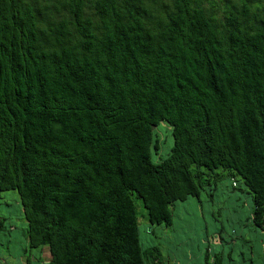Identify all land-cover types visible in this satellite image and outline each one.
Segmentation results:
<instances>
[{"label": "trees", "instance_id": "obj_1", "mask_svg": "<svg viewBox=\"0 0 264 264\" xmlns=\"http://www.w3.org/2000/svg\"><path fill=\"white\" fill-rule=\"evenodd\" d=\"M224 176L264 230V0H0V192L24 251L180 264L157 231Z\"/></svg>", "mask_w": 264, "mask_h": 264}, {"label": "rangeland", "instance_id": "obj_2", "mask_svg": "<svg viewBox=\"0 0 264 264\" xmlns=\"http://www.w3.org/2000/svg\"><path fill=\"white\" fill-rule=\"evenodd\" d=\"M156 129L159 138L165 140L159 154L166 156L172 144L171 130L167 123H161ZM230 183L224 176L211 195L202 192V203L190 198L175 204L174 224L157 231L164 254L172 249L180 264H204V251L208 247L210 264L214 253L222 256V264H264V252L259 246L264 240V230L253 227L247 219L250 196L237 187L231 188ZM238 185L241 186L240 181ZM137 211L140 228L144 230L148 222L145 210L139 204ZM3 216L14 228L0 230V264H19L30 254L39 257L38 264H48L40 249H23L25 221L14 190L0 192V217ZM47 253L48 249L44 251Z\"/></svg>", "mask_w": 264, "mask_h": 264}, {"label": "crops", "instance_id": "obj_3", "mask_svg": "<svg viewBox=\"0 0 264 264\" xmlns=\"http://www.w3.org/2000/svg\"><path fill=\"white\" fill-rule=\"evenodd\" d=\"M46 249H47V247L41 248L42 256L44 257V259L49 260V258H50L49 253L44 254V251ZM25 258L29 259V262H27L26 259H25V260H23V262H19V264H27V263H29V264H38L39 263L38 261L40 260L39 257H37L34 254L27 255Z\"/></svg>", "mask_w": 264, "mask_h": 264}, {"label": "bare ground", "instance_id": "obj_4", "mask_svg": "<svg viewBox=\"0 0 264 264\" xmlns=\"http://www.w3.org/2000/svg\"><path fill=\"white\" fill-rule=\"evenodd\" d=\"M157 130V129H156Z\"/></svg>", "mask_w": 264, "mask_h": 264}]
</instances>
